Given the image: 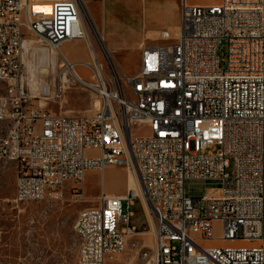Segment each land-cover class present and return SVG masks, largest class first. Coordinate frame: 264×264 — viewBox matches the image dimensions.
I'll list each match as a JSON object with an SVG mask.
<instances>
[{
	"label": "built area",
	"instance_id": "built-area-1",
	"mask_svg": "<svg viewBox=\"0 0 264 264\" xmlns=\"http://www.w3.org/2000/svg\"><path fill=\"white\" fill-rule=\"evenodd\" d=\"M188 1L180 0L178 24L157 32L159 42L140 45L133 73L109 63L105 75L98 60L81 63L90 81L75 79L98 106L67 115L30 103L60 98L68 78L64 68L30 95L23 29L50 50L85 39L83 4L0 0V159L15 164L13 201L58 200L66 185L77 200L86 171L134 167L154 218L140 231L130 224L136 194L101 193L74 220L76 264H105L125 248L128 264H264V0ZM148 49L157 58L143 64ZM160 59L176 66L168 84L153 76ZM217 241L229 243L203 245Z\"/></svg>",
	"mask_w": 264,
	"mask_h": 264
},
{
	"label": "rangeland",
	"instance_id": "rangeland-1",
	"mask_svg": "<svg viewBox=\"0 0 264 264\" xmlns=\"http://www.w3.org/2000/svg\"><path fill=\"white\" fill-rule=\"evenodd\" d=\"M216 1L189 0L188 4L206 6L216 3ZM104 4L106 7L112 8L117 20L126 19L128 22L127 24L124 22V25L120 27L121 35L124 38L128 36V39L123 46L116 50L106 48L101 27L93 24L84 6L85 13L83 12V15L87 20L85 30L88 39L74 40L63 44L59 48L62 51L60 53L62 57L58 53L57 56H48V52H52V50L32 32L23 29L25 49L22 51V60L30 79L31 96L37 94L41 87L39 85H52L53 81L57 82L58 76L63 71L61 67L63 59L68 63L73 62L71 64L77 75L87 81H90L91 73L79 63H90L93 56L102 64L105 75H108L109 68L107 58L117 71L126 74L133 73L139 62L142 36L146 29L150 28L147 27L146 14L151 8H159L161 4L167 8L174 6L173 0H104ZM45 10L46 8L41 11ZM163 12L168 11L164 8ZM167 17L161 13L155 23L162 25L168 21ZM136 21L140 22L139 28L133 24ZM92 27L101 35L102 40L99 43L102 44V47L98 44ZM106 29H117V26L115 24L108 25ZM132 30L140 33L139 38H134ZM99 34L98 37H100ZM154 34L151 40L143 38V42H159L155 39L157 32ZM65 71H67L68 82L65 84L60 98L43 100L35 97L31 98L30 103L42 110L67 115L95 111L98 106L95 93L78 82L70 70L65 69ZM3 87V83L0 82V92ZM49 87L51 90L53 89L52 86ZM130 131L134 135H148V130L145 127H131ZM2 134L3 129L0 128V137ZM232 169V160L229 159V166L225 172L232 175ZM128 178L133 179V187L135 190L137 188L135 192L138 196L134 200V204L129 207V211L133 212L130 224L138 227L140 231L147 232L150 227H153L154 218L150 209L146 207L136 171L131 168L109 165L101 171H86L83 181L78 185L81 196L77 200L72 199V193L68 191V185H66L61 199L36 203H15L13 201L16 180L15 164L0 159V264H76L78 239L73 233V223L77 213L83 208L96 206L101 193L124 195L127 192L126 188L128 189ZM136 182L138 186L134 184ZM121 213H127L124 201L121 202ZM122 226L124 224L120 223L119 227ZM213 234L215 237L220 235L217 224L214 225ZM140 238L149 239L150 235L144 234ZM214 243L226 245L229 242H207L203 245H213ZM237 243L249 245L248 242ZM132 257L133 252L125 248L115 258L106 260L105 264H128Z\"/></svg>",
	"mask_w": 264,
	"mask_h": 264
},
{
	"label": "crops",
	"instance_id": "crops-1",
	"mask_svg": "<svg viewBox=\"0 0 264 264\" xmlns=\"http://www.w3.org/2000/svg\"><path fill=\"white\" fill-rule=\"evenodd\" d=\"M80 1L83 4L87 14L89 15L90 19L93 22V24L95 26L101 27L102 32L104 34L103 39H104L106 48L108 50H116L117 48L123 46V44L127 41L128 36L126 38H124V36L121 35L120 27H121V25H124V22L126 24L128 23V22H126V19L125 20L124 19L123 20H121V19L117 20L115 18V14H114L112 8L109 6H107V7L105 6L104 0H102L101 2H99L98 0H80ZM173 2H174L173 5L175 7L173 6L171 8H167V7H165L164 4L163 5L161 4L159 8H156V9L151 8V10L146 14L145 18H146L147 27H150V28L146 29V31L144 32L142 39H141L142 40L141 43H144L143 42L144 39H150L151 40V38L155 35L154 33L158 32L159 30L171 28V27L176 26L178 24L179 18H180V0H173ZM177 6H178V15H177ZM164 8L168 12H163ZM161 13H164L166 16H168L167 17L168 21L162 25L156 24L155 20H157V18L159 17V15ZM174 20H176V21L173 22ZM113 24H115V26H117V29H113V30L106 29V26H108V25L112 26ZM133 24L137 25L138 28L140 27L139 21H138V23L136 21ZM153 30H156V31L154 32ZM92 32H93L94 36H98V34H99L96 29H93V27H92ZM132 32H133L132 34H133L135 39L139 38V36H140L139 32H136L133 30H132ZM99 36L101 37L100 34H99ZM101 40H102V37H101ZM60 53H62V51H60ZM49 55H55V54L53 52H48V56ZM68 58H70V57L68 56ZM70 63L73 64V62H70ZM74 64H75V62H74ZM79 65H81V64L79 63ZM72 68H73V66H72ZM73 71L75 72L74 69H73ZM126 190H127V188H126ZM14 191H15V186H14Z\"/></svg>",
	"mask_w": 264,
	"mask_h": 264
},
{
	"label": "bare ground",
	"instance_id": "bare-ground-1",
	"mask_svg": "<svg viewBox=\"0 0 264 264\" xmlns=\"http://www.w3.org/2000/svg\"><path fill=\"white\" fill-rule=\"evenodd\" d=\"M77 2L82 5V3H81L80 0H77ZM95 37L98 40V44H100V47H102V44L99 43V41L101 42V37H98V36H95ZM85 39H88L86 30H85ZM52 52H54L55 56H57V53L60 54L59 49L58 50H52ZM60 56H61V54H60ZM106 58H107V56H106ZM156 58H157V50L156 49H148V50L145 51V54L143 55V64H151L153 60H156ZM92 59L94 61L97 60L94 56L92 57ZM107 61L110 63V60L108 58H107ZM61 65H62L61 66L62 69L66 68V69L70 70L71 73L73 74V76L75 78H79L81 81L85 82V80H83L81 77H79L73 71V68H72V64L71 63H68L65 59H63V63ZM110 65H112V64L110 63ZM175 75H176V66L173 63H167V59H160L159 65H153V76H155L156 78H158V82L161 83V84H168V83H170L171 80H173L175 78ZM236 166H238V167H245V160L243 158H236ZM131 169L132 170H135L134 167L131 168ZM136 176H137V174H136ZM132 180H133L132 178H131V180L128 178V181H127L128 189H127V191L128 192H133L134 194H136L135 191L137 190V188L135 187L136 190L134 189V187H133V181ZM134 184L136 186H138L137 185V182L134 183ZM140 187H141V185H140ZM143 194H144V192H143ZM144 201L146 203V207L148 209H150L149 208V204L147 203V201L145 199V195H144Z\"/></svg>",
	"mask_w": 264,
	"mask_h": 264
}]
</instances>
